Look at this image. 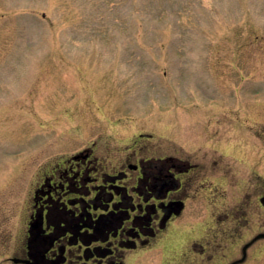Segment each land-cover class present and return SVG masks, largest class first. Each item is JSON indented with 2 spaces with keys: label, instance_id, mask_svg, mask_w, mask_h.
I'll list each match as a JSON object with an SVG mask.
<instances>
[{
  "label": "rangeland",
  "instance_id": "rangeland-1",
  "mask_svg": "<svg viewBox=\"0 0 264 264\" xmlns=\"http://www.w3.org/2000/svg\"><path fill=\"white\" fill-rule=\"evenodd\" d=\"M84 147L108 172L160 153L231 166L192 191L185 243L152 240L142 264L201 242L204 213L236 206L249 180L264 193V0H0V259L42 173ZM251 201L241 245L264 231ZM241 264H264V240Z\"/></svg>",
  "mask_w": 264,
  "mask_h": 264
},
{
  "label": "flooded vegetation",
  "instance_id": "flooded-vegetation-1",
  "mask_svg": "<svg viewBox=\"0 0 264 264\" xmlns=\"http://www.w3.org/2000/svg\"><path fill=\"white\" fill-rule=\"evenodd\" d=\"M118 165L112 172L100 169L91 148L84 147L48 166L33 191L22 236L0 264H142L145 252L152 251H144L152 240L172 239V246L179 240L185 243L186 232L176 226L197 195L192 191L209 188L207 179L210 174L215 177L214 170L226 178L231 168L217 159L167 153L128 156ZM198 176L203 177L199 184ZM251 189L249 180L245 198L236 206L210 216L204 213L201 242L188 241L170 264H241L250 246L264 240L256 239L243 252V245L264 232L260 231L240 244L241 228L249 224L241 219L253 209L251 197L264 210V193L256 196ZM225 238L233 245L232 254L219 252Z\"/></svg>",
  "mask_w": 264,
  "mask_h": 264
},
{
  "label": "water",
  "instance_id": "water-1",
  "mask_svg": "<svg viewBox=\"0 0 264 264\" xmlns=\"http://www.w3.org/2000/svg\"><path fill=\"white\" fill-rule=\"evenodd\" d=\"M261 202H262L263 205H264V197L261 198ZM259 237H264V233H260V234H258V235L254 238V240H255L256 238H259ZM250 243H251V242H250ZM250 243L246 244V245L244 246V249H245Z\"/></svg>",
  "mask_w": 264,
  "mask_h": 264
}]
</instances>
